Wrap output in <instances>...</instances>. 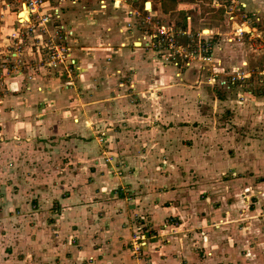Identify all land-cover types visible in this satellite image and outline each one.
<instances>
[{
	"label": "rangeland",
	"instance_id": "374dc122",
	"mask_svg": "<svg viewBox=\"0 0 264 264\" xmlns=\"http://www.w3.org/2000/svg\"><path fill=\"white\" fill-rule=\"evenodd\" d=\"M23 1L25 0H0V34L6 33L0 39L1 51L4 49L3 52L0 51V264H50L57 260V256L62 253L59 249L47 253L45 251H49L52 245L55 249V241L58 238L62 242L63 238L67 239L69 230L62 228L64 221L60 218L64 207L58 199L67 196L87 182V171L91 173L94 171L95 175L100 173L109 177H123L118 184H106L107 187L110 184L115 187L120 184L124 187L125 184L127 188L124 201L133 208L131 216L134 221L130 229L131 264H149L147 262L150 258L149 252L146 251L150 245L148 241L152 243V252L159 250L161 245L173 244L179 247H172L174 256L181 254L177 251H183V246H188L200 253L201 257H209L211 252L206 249L209 246L208 242L215 237L212 232L215 225L214 229L220 227L223 232H227L225 227L231 228L234 225L232 231L228 233V238L231 242L233 239L236 245L229 260L227 261L226 254L222 260L221 258L218 260V264H231L232 260L240 264H264V142H262L264 117L261 112L259 113L260 109L254 108V119L249 115L241 117L242 130L236 127L235 123L239 121L236 114L232 115L230 108H226L222 103L215 104L214 101H208V112H206L199 106L198 97L189 100L183 88L170 96L169 94L165 96L163 90L161 91L163 98L157 97L158 93L155 90V106H159L158 112L155 113V122L161 124L155 135L149 136L150 132L144 131L141 135L146 140H143L138 138L139 133L119 124H117L118 133L109 134L107 123L111 114L107 115L104 111H107L106 107L115 100L103 94L110 85L103 83L109 70L105 71L106 67H101V76L98 77L100 81L96 87H93L84 78L81 82H77L81 78L77 75L79 70L77 68L72 70L65 58L62 62L44 60L45 54L50 51L46 47L39 49L41 53L39 58V51L37 54L33 49L35 46L31 43L39 41L35 36L41 31L29 34L33 31L27 33V24L20 27V32L16 35L9 30L11 27L20 26L16 16ZM60 1L52 0V3L57 2L60 5ZM177 1L196 3V11L200 9L201 16H210L207 19L210 22L213 19L223 21L221 14L213 12L214 7H226L224 14L231 23L244 17L239 13L235 20L230 19L229 16L233 14L230 8L231 0L213 2L165 0V3L173 8L168 13L169 17L175 20L164 21L161 18L159 20L174 26L177 31L181 30V27L176 23L175 17L183 21L186 16L184 10L175 11ZM71 2L75 4L86 2L87 6L84 14L76 6H69L68 20L74 17L87 20L88 12L94 14L98 9L96 4H93L94 1L88 3L87 0H70ZM260 3L262 18L255 24H258L263 33L252 40L254 49L249 53L252 62L249 67H243L244 63L239 67L235 66L240 73V82H243L239 87L246 94L252 90L259 94L264 92V78L261 79V72L264 70V0ZM142 5L144 6L145 3ZM205 7L211 13H207ZM88 8L90 11L87 12ZM146 8L152 10L151 3ZM27 9L26 5H22L19 15L26 16ZM109 12L118 14L117 11ZM143 14L148 15V12ZM108 15V12H100L98 16ZM154 19L158 20L155 17ZM102 20L103 17L100 21ZM52 23V26L44 25L47 26L44 41L59 43L64 39V34L59 32L60 36L57 38L54 31L55 21ZM105 25L107 26L105 23L100 24V27H106ZM224 26L223 24V28ZM35 28H41L38 22H35ZM180 33L177 32V36L184 44L194 45L197 42L198 32L194 34L196 37L192 36V41L185 39V35ZM72 37L64 40L63 43L72 47ZM206 37L210 39L209 36ZM8 41H12L15 46L19 43H27L25 54L29 55L30 61H24L22 66H26L24 69L29 71L28 78L31 79L29 83L33 87L44 85L53 95L30 99L27 96L15 98L10 95L8 77L15 75L10 70L12 71L18 64L13 60L6 62L10 58L6 53L12 48L7 44ZM18 50L20 51L21 48ZM218 61L219 59L213 60L208 65L210 69L205 80L209 84L213 78L216 80L226 74V70L229 69V73L232 71L230 67H222ZM39 63L41 65H37ZM33 65L35 71L32 69ZM73 67H76L75 64ZM249 72L251 76L244 78V74ZM121 79L117 78L114 84L117 89L122 90L119 85ZM181 82L180 80L179 83ZM236 88V86L230 90L223 88L221 93L228 97V94L235 93ZM166 98H168L167 102ZM240 99H245L243 93ZM130 100L134 105L136 101L133 98ZM116 101L119 100L113 101L115 105ZM145 101L150 102L149 98ZM189 101L194 103L195 111L197 110L191 121L189 119L185 122V124L194 123L191 130L186 132V125L179 120L183 118L178 116L176 118L174 115L168 124H162L167 123L165 116L163 117L162 105L170 104L172 114H180L179 117H182L183 114L177 112L185 111L183 104ZM150 103L153 104L152 101ZM41 109L45 110L42 112ZM199 111H204V115ZM128 116L117 111L112 114L110 123H128ZM22 123L27 127L26 136L13 134L11 125L18 129ZM167 125L170 127L175 125L173 130H170L171 134L174 133L171 137L163 136L167 133ZM152 138H155V141L151 142ZM236 138L240 141L235 146ZM247 138L255 141L249 142L253 152H256L254 157L241 156L242 152L247 153V150L246 146L239 145ZM253 152L249 155H253ZM253 168L256 170L255 177L251 178L249 175L252 174ZM164 177L171 179L169 188L173 193L168 196L160 195L161 190L167 186L165 182L159 183V179ZM105 179L104 176L100 179L94 177V182L92 179L88 182L95 183L99 189ZM149 179H153L155 183L151 188L148 186ZM143 180L146 181L147 186ZM85 199H77L69 203L79 205L83 204ZM103 200L106 202L108 198L102 197L101 201ZM153 202H155V218L148 209L140 208L142 204L151 205ZM117 204L121 205V203ZM157 211L160 214L156 213ZM105 212L101 209L96 210L98 218L93 221L97 222V226L92 227L88 238L96 237L102 232L104 226L99 222ZM85 223L81 227L85 228ZM237 228H240L241 232H237ZM84 233L87 235L86 231ZM69 238L71 242L74 239L71 235ZM143 240L141 250H136L135 244L141 245L140 242ZM62 244L64 249L68 248L67 240ZM71 252L72 247H69V253ZM143 258H146V262L142 261ZM93 260L92 262H95ZM72 263L74 262L71 260L70 264Z\"/></svg>",
	"mask_w": 264,
	"mask_h": 264
},
{
	"label": "crops",
	"instance_id": "0c3cea01",
	"mask_svg": "<svg viewBox=\"0 0 264 264\" xmlns=\"http://www.w3.org/2000/svg\"><path fill=\"white\" fill-rule=\"evenodd\" d=\"M91 1H94L93 4H96V8L98 9L96 13L90 14V12H88V8L86 10L88 12L86 15L87 20H85L86 18L76 19L75 17L72 20L70 18L69 20L67 19V8L69 6H76V8L82 10L84 14V9L87 6L85 5L86 2H79V4H75L72 2L70 3V0H62L59 2V5L57 2L52 3V0H45L44 11H50L53 7L60 6L63 21H65V24L68 27L74 30V35L72 37L73 46L71 47V51L72 56L75 58V69L77 68L79 70L77 75L81 77L77 82H81L84 78L90 83V85L96 87L97 83L100 81V79L98 80V77L101 76V67H106L105 71L107 69L109 70V74H106L107 79L104 77L103 83L105 85L107 83L110 85L104 90L103 94L112 99L119 100L116 101V105L113 103L115 100L110 102V105L106 107L108 110L104 111L107 115L108 113L111 114L107 123L109 124V128L107 126L109 134L118 133L117 124H119L130 131L139 133L138 138L143 139V135H141V133L144 131L150 132L149 136L151 134L155 135V131H158L161 125L159 122H155V113L159 110V106H155V90L158 93L157 97L163 98L164 95L167 96L166 94H169L170 96L183 88L185 94L189 96V100L195 96L198 97L199 106L201 109H205L206 112H208V101H214L215 104L222 103L223 105H226V108H230L232 115L233 113L236 114L235 116L239 120V123H235L237 125V129H242L243 123L241 122V117L249 115L251 118H255V113L253 111L256 107L260 109L259 113L261 112L264 117V92L263 94H259L256 91L253 92L252 90L246 94L243 89L236 86L237 88L235 93L237 95L232 93V95L228 94V97H226L221 93V91L223 92V88L227 89V87H222L223 85H221L219 78H216L217 81L213 78V81H211L210 84L205 80L208 70L210 69L208 65L211 63H202L199 60H194L189 64H185V61L179 54L173 55V58L164 60L159 57L151 47H148L146 42L143 40V35L146 34L144 31L145 29L143 30L137 26L127 25V11L130 6L136 8L142 14L144 12H148L155 18H161L164 21L170 19L175 20L174 18L169 17L168 13L171 12L173 8L169 7L167 3H165V0H105V7L100 6L99 0H87L88 3ZM147 1L151 3L152 10L150 11L147 10L145 5H142ZM213 1L215 0H211V2ZM260 1L261 0H238L235 2V7L237 9L235 11L237 14L236 17H238L239 13H242L244 17L240 18L239 21L236 19V21H232V23L224 14L227 10L226 7H214L212 4V7H214L213 12L221 14L223 21H220V19H213L210 22L207 20L210 16H201L202 11H200V9L198 12L196 11V3H181L180 1H177L175 11L184 10V12H186V16L183 21H179V19L175 17L177 19L176 23L180 25L179 27H181V30L188 31V34H183L187 40H191L192 36L196 37L194 34L200 31L204 32L205 37L204 34L202 35L204 39L208 38L206 36H209L210 39H208V41L211 44L213 60L215 61L219 59L218 63L222 64V67H230V70H233L236 69V67H239L241 63H244L243 67H249L250 62H252V58L249 53L252 49H254L252 40L256 36L262 35L263 33V30L258 27V24H255V22L260 21L262 18V12H260V10H262V4ZM241 2L245 5L242 6L240 4ZM205 9L207 13H211L206 7ZM109 11H117L118 14H110ZM222 11L224 12L222 13ZM100 12H108L109 15L102 16L103 20L100 21L102 18L98 16ZM103 23L107 24V26L105 25L106 27L102 28L100 27V24ZM223 24L225 25V28H223ZM238 27H242L244 29V32H242L241 35L237 32ZM260 27L262 28V26ZM6 29H8L7 26ZM9 30L11 32V30H17V28L11 27ZM7 33H9V31ZM4 34H0V39ZM40 35L41 33L37 36ZM7 44L13 48L8 50L6 53L10 57L8 60H13L18 64L15 65V68H13L12 71L10 70V72L15 75L8 77L10 95L15 98L27 96L29 99L53 95V93L48 91L44 85L39 84L38 86L33 87L31 83H29V80L31 81V79L28 78L29 71L24 69L26 66H22L24 61H30V59H28L29 55H27V53L25 54L27 49L20 51L18 49L16 50L13 47L12 41H8ZM33 49L38 54V45H35ZM1 50L2 49L0 48V51ZM40 56L41 53L39 51V58ZM1 61H3V59ZM175 62H177V64H175ZM34 66L35 65L32 66L33 70ZM27 67H29V65H27ZM212 69L215 71L214 68ZM228 70H226V74L224 75L230 74ZM57 78H61V76H57ZM117 78H122L121 81H119V85L122 87V90L117 89L114 84ZM180 80L182 81L181 83H179ZM252 82L254 83V80ZM33 88L34 90H31ZM232 88L228 89L230 90ZM163 90L165 91L163 92L164 95L161 94V91ZM242 93L245 95L244 100L240 99ZM132 98L136 101L134 102V105L131 104L130 99ZM146 98H149L150 102L152 101L153 104L145 101ZM167 101L168 98H166V102ZM124 104L126 106H124ZM183 106L186 110L183 112L179 110L177 113L183 114L182 117H179L180 114H172L170 104L165 106L162 105V110L164 112L163 117L165 116L164 118L167 120V123L162 124H168L170 118L173 117L172 115L176 118L177 116L178 118H183L179 120H182L184 124L185 122H188L189 119L191 121L194 113L197 112V110L195 111L194 103L190 101L188 103L185 102ZM43 110L45 109H41L42 112ZM117 111L125 116L129 115L127 117L128 123H110L112 120V114ZM199 113L204 115V111H199ZM193 124L194 123L192 122L190 124H185V131L187 132L191 130ZM167 126V133L163 136L171 137L174 133L171 134L170 130H173L172 128H174L175 125L172 127L169 125ZM11 129L13 134L17 133L20 136H26L27 127L24 123H22L21 127L18 129H16L14 125H11ZM240 136L244 138V136ZM134 139H136V137H134ZM153 140L155 141V138H152L151 142H153ZM245 140L246 141L242 140L243 143L239 146H246L247 153L242 152L243 155L241 156H249V158L254 157L256 152H253L251 149L252 146L249 142L255 141L252 140V138H247ZM239 141L240 139L236 138L234 145L236 146ZM262 142H264V140ZM110 144L112 145L114 143ZM250 152H253L254 154L249 155ZM251 171L252 174H250L249 177H255L254 173L256 170L253 168ZM176 175L179 176L177 173ZM176 175L175 177H177ZM86 176L87 182L69 193L67 196H62L58 199L59 203L64 207L60 216V218L64 221L62 228L69 230L67 239L66 237L63 238V242L67 240L68 248L64 249L62 244L63 242L59 240L60 238H58L57 241H55V249L52 245L51 249L49 251H45V253L50 252L51 250L59 249L64 254L60 253L61 255L57 256V260H54L50 264H70L71 260L74 262L72 264H131L132 258L129 253V244L131 239L130 229H132L134 224L133 217L131 216L133 208L129 205V203L124 201L125 190L127 189L126 185L124 184V187L120 184L116 185V187L112 185L121 182L123 177H109L107 174L101 175L100 173L95 175L94 171L92 173L87 171ZM103 176L106 177L104 180L105 185H100V188L97 189V185L93 183V179L94 177L95 179H100ZM89 179H92L93 182L89 183ZM149 182L148 186L150 188L155 185L153 179H149ZM160 182H165L167 185L161 190L160 195L168 196L173 193V191L169 188L171 183L170 177L161 178L159 179V183ZM106 183L112 184L107 187ZM143 183L146 185V181L143 180ZM102 197L108 198V200L106 202L104 200L101 201ZM77 199L85 200H83V204L79 205H71L69 203V201H76ZM117 203H121V205H118ZM140 208H145V210L148 209L150 213H153L151 216L155 218V202L151 205L142 204V207ZM98 209L106 211L104 213V217L101 218L99 222L100 225L101 223L103 224L104 228L96 237L88 238L87 236L92 231V227L94 226V228H96L97 226V222L94 223L93 220H95L98 216L96 213V210ZM156 213L160 214L159 211ZM84 223L85 228L81 227ZM215 227L216 225L213 226L212 229L215 237L208 242L209 246L206 249L211 252L209 257H201L200 253L192 250L188 246H183V251H177L181 252V254H176L174 256L172 255L174 249L172 247H179L173 244H171V246L170 244L161 245L159 250L152 252V243L148 241L147 243L150 245L147 247L146 251L149 252L150 258L147 262L149 264H218V260L220 258L222 260L226 254L228 256V261L230 256L234 253V248L236 247L235 243H233V239L231 242L228 238V233L229 231H232L234 225H232L231 228L225 227L227 232H223V229L220 227V229H214ZM239 229L237 228V232L240 231ZM85 231L87 235L84 233ZM70 235L74 238L72 242L69 238ZM69 247H72L71 253H69ZM45 248H47L46 242ZM177 255H179V257L176 258ZM92 259H94L93 261L95 262H92ZM142 261L146 262V258H143ZM231 264L240 263H235L232 260Z\"/></svg>",
	"mask_w": 264,
	"mask_h": 264
},
{
	"label": "built area",
	"instance_id": "2783aa9c",
	"mask_svg": "<svg viewBox=\"0 0 264 264\" xmlns=\"http://www.w3.org/2000/svg\"><path fill=\"white\" fill-rule=\"evenodd\" d=\"M62 1V0H61ZM75 1V0H74ZM232 5H230V8L232 9V13L229 17L230 19L235 20L236 18V7L235 2L238 0H232ZM241 1V0H240ZM100 6H106L105 0H99ZM242 6V2L240 3ZM22 5H26L28 7V13L29 18L28 20L22 19V17L19 15V11L22 7ZM119 5V4H118ZM20 9L17 12L16 20L18 24L20 25L17 30H14L13 33L16 35L20 32V27L24 26V24H27V33L29 31V34H35L38 31H41L40 36H35L39 39L38 42H32V45H38L40 48H47L48 51L45 54L44 60H48L50 62L52 61H63L64 58L66 59V62L69 66H71V69L74 70L75 67V58L72 57V51L71 46L63 43L64 40H68L70 37L74 35V30L70 27H68L65 22L63 21L62 11L60 6L53 7L50 11H44L45 10V0H25L22 2ZM147 13V12H145ZM144 15L141 12H139L136 8L130 6L127 11L128 26H137L139 28H144L145 33L143 35V40L146 42L148 47H151L155 53L160 56L162 59L167 60L170 58H173V55H180L182 56L183 60L185 61V64H189L191 61L199 60L202 63H212L213 62V54L211 53V44L208 41V39H204L202 35L204 34L203 31H200L197 33V42L192 44H184L181 42L177 36L178 33L182 34H188L187 30H179L172 26L167 24L166 22H163L162 20H155L153 16ZM55 21V33L56 37L58 38L59 32L64 34V39L60 40L59 43H54L51 41L50 43H47L44 41V35L47 32L45 24L53 25L52 22ZM236 21V20H235ZM35 22H38L41 28L36 29L35 28ZM26 27V26H25ZM237 32L242 33L244 32V29L242 27L237 28ZM47 34V33H46ZM41 38V39H40ZM63 38V36H62ZM13 46L17 49L24 50L27 46V43H19L17 46ZM70 46V47H69ZM65 51V52H64ZM8 62V59L6 60ZM49 62V64H50ZM45 63V62H44ZM177 64V62H175ZM37 65H41L40 63ZM262 78H264V70L261 72ZM240 73L237 71V69H233L230 74L221 76L220 83L223 86H226L227 88H232L235 86L243 85V82H240ZM244 78H248V76H251L250 72L247 74H244ZM140 244L135 247L136 250L140 249L142 245L144 244V240L140 242ZM134 253H138L135 252ZM140 254V253H139ZM138 264V263H136Z\"/></svg>",
	"mask_w": 264,
	"mask_h": 264
},
{
	"label": "bare ground",
	"instance_id": "6f19581e",
	"mask_svg": "<svg viewBox=\"0 0 264 264\" xmlns=\"http://www.w3.org/2000/svg\"><path fill=\"white\" fill-rule=\"evenodd\" d=\"M27 7V6H26ZM28 8V7H27ZM23 19H25V20H28V18H29V13H28V9H27V13H26V16H24V17H22Z\"/></svg>",
	"mask_w": 264,
	"mask_h": 264
},
{
	"label": "water",
	"instance_id": "95a60500",
	"mask_svg": "<svg viewBox=\"0 0 264 264\" xmlns=\"http://www.w3.org/2000/svg\"><path fill=\"white\" fill-rule=\"evenodd\" d=\"M149 4H150V2L147 1V2L145 3V6H147V5H149Z\"/></svg>",
	"mask_w": 264,
	"mask_h": 264
}]
</instances>
